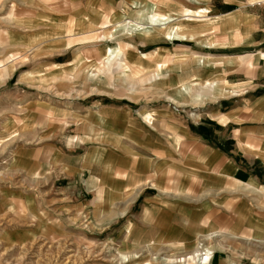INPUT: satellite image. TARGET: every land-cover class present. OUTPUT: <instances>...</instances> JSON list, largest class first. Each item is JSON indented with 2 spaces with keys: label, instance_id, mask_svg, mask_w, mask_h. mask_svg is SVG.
Returning <instances> with one entry per match:
<instances>
[{
  "label": "rangeland",
  "instance_id": "rangeland-1",
  "mask_svg": "<svg viewBox=\"0 0 264 264\" xmlns=\"http://www.w3.org/2000/svg\"><path fill=\"white\" fill-rule=\"evenodd\" d=\"M209 7L205 0H0V264H264V234L153 237L135 221L139 203L104 204L96 164L72 177L55 161L54 144L82 154L89 135L101 132V117L135 116L161 102L182 112L218 104L216 81L244 76L211 75L177 54L207 51L193 36L219 32L217 22H202ZM173 30L181 39L167 37Z\"/></svg>",
  "mask_w": 264,
  "mask_h": 264
},
{
  "label": "crops",
  "instance_id": "crops-1",
  "mask_svg": "<svg viewBox=\"0 0 264 264\" xmlns=\"http://www.w3.org/2000/svg\"><path fill=\"white\" fill-rule=\"evenodd\" d=\"M205 3L212 14L202 22L210 28L217 24L221 41L216 34H197L193 38L207 51L177 54L187 56L180 60L207 67L211 75L219 70L228 80L235 72L244 76L230 78L228 85L212 80L222 87L213 93L220 94L218 104L195 103L182 112L161 102L138 109L135 116L101 117V132L89 135L92 142H83L82 154H68V144L53 146L56 164L68 176L84 174L96 164L92 177L102 185L104 204L130 197V204L140 205L135 221L144 222L148 233L152 230L160 239L185 241L204 229L222 235L264 234V0ZM202 8L197 11L203 13ZM136 9L128 14L133 17ZM83 10L86 22L89 9ZM118 11L113 10L116 16L124 14ZM104 16L100 12L95 21L100 23ZM177 45L181 50L185 44ZM242 45L252 48L241 53L227 50ZM243 60L246 67L240 66Z\"/></svg>",
  "mask_w": 264,
  "mask_h": 264
},
{
  "label": "bare ground",
  "instance_id": "bare-ground-1",
  "mask_svg": "<svg viewBox=\"0 0 264 264\" xmlns=\"http://www.w3.org/2000/svg\"><path fill=\"white\" fill-rule=\"evenodd\" d=\"M150 9H149V12H151L152 13V17H155L154 16V9H153V6H151V7H149ZM151 29V27H148V31ZM168 36L170 37V38H174V37H176V36H180L179 34H178V32H177V30L176 31H170V32H168ZM211 44V43H210ZM109 52H110V54H112L111 52V50H109ZM206 263V261L204 262V264Z\"/></svg>",
  "mask_w": 264,
  "mask_h": 264
}]
</instances>
